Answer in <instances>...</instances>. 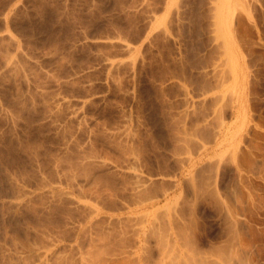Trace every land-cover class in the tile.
Masks as SVG:
<instances>
[{"label": "rangeland", "instance_id": "obj_1", "mask_svg": "<svg viewBox=\"0 0 264 264\" xmlns=\"http://www.w3.org/2000/svg\"><path fill=\"white\" fill-rule=\"evenodd\" d=\"M0 264H264V0H0Z\"/></svg>", "mask_w": 264, "mask_h": 264}]
</instances>
